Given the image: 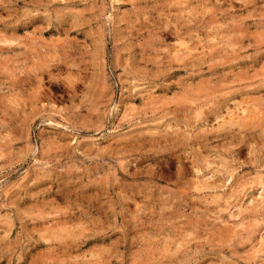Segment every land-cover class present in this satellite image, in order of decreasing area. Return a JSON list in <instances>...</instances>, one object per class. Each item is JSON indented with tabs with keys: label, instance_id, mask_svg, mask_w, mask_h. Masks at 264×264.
I'll use <instances>...</instances> for the list:
<instances>
[{
	"label": "rangeland",
	"instance_id": "obj_1",
	"mask_svg": "<svg viewBox=\"0 0 264 264\" xmlns=\"http://www.w3.org/2000/svg\"><path fill=\"white\" fill-rule=\"evenodd\" d=\"M0 264H264V0H0Z\"/></svg>",
	"mask_w": 264,
	"mask_h": 264
},
{
	"label": "bare ground",
	"instance_id": "obj_2",
	"mask_svg": "<svg viewBox=\"0 0 264 264\" xmlns=\"http://www.w3.org/2000/svg\"><path fill=\"white\" fill-rule=\"evenodd\" d=\"M178 3V2H177ZM204 15V14H203ZM202 15V16H203ZM198 20V19H197ZM200 22V21H199ZM217 22V21H216ZM166 29V28H165ZM200 32V31H199ZM179 40V39H178ZM147 42V41H146ZM145 45V44H144ZM146 45H148V44H146ZM246 48V47H245ZM185 49V48H184ZM75 50V49H74ZM187 50V49H186ZM195 50V49H194ZM212 50V49H211ZM237 50V49H236ZM142 51H143V49H142ZM74 52V51H73ZM175 52V51H174ZM183 53H185V52H183ZM73 54V53H72ZM187 54V53H186ZM207 54V53H206ZM175 55V54H174ZM210 55V54H209ZM73 56V55H72ZM207 56V55H206ZM37 57V56H36ZM178 57V56H177ZM242 58V57H241ZM31 60V59H30ZM30 62V61H29ZM38 63V62H37ZM65 66V65H64ZM42 68V67H41ZM32 70V69H31ZM35 70V69H34ZM263 75V74H262ZM201 92V91H200ZM179 98V97H178ZM192 103V102H191ZM244 113V112H243ZM226 114H228V113H226ZM219 117H221V116H219ZM220 119V118H219ZM257 119V118H256ZM216 120V119H215ZM229 121V120H228ZM235 123V122H234ZM241 124V123H240ZM224 125V124H223ZM223 125H222V127H223ZM228 125H230V124H228ZM232 125V124H231ZM235 125H236V123H235ZM234 125V126H235ZM174 127V126H173ZM178 128V127H177ZM177 130V129H176ZM215 131V130H214ZM186 136V135H185ZM65 226V225H64ZM58 233V232H57ZM67 235V234H66ZM58 236V235H57ZM59 238V237H58ZM59 239H61V238H59Z\"/></svg>",
	"mask_w": 264,
	"mask_h": 264
}]
</instances>
